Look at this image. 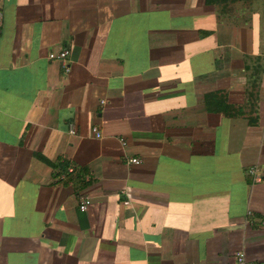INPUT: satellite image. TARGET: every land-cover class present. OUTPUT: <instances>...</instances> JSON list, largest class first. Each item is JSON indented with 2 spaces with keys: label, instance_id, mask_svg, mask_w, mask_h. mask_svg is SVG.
Instances as JSON below:
<instances>
[{
  "label": "crops",
  "instance_id": "1",
  "mask_svg": "<svg viewBox=\"0 0 264 264\" xmlns=\"http://www.w3.org/2000/svg\"><path fill=\"white\" fill-rule=\"evenodd\" d=\"M0 7V264H264V0Z\"/></svg>",
  "mask_w": 264,
  "mask_h": 264
},
{
  "label": "built area",
  "instance_id": "2",
  "mask_svg": "<svg viewBox=\"0 0 264 264\" xmlns=\"http://www.w3.org/2000/svg\"><path fill=\"white\" fill-rule=\"evenodd\" d=\"M2 19H3V13H2V9L0 7V32H1V26H2ZM69 54H70V51L68 48H62L56 52L55 51L49 52L48 58L49 59H55V60H61L64 63L65 71L69 72L70 71ZM69 132L71 134H75V129L73 126H70ZM92 132H93V136L95 138L101 137V132L98 130L97 127H95V126L92 127ZM121 144L123 146L126 145V141L121 140ZM140 162H141V159L138 157H131L128 159V164H139ZM74 172H75V168L73 165L67 167V173L68 174H72ZM248 172L252 175L254 182H261L263 180L262 174L256 166L248 168ZM60 177H61V179H65L66 174H61ZM67 183L71 186V185H73V180L67 179ZM78 199H79L78 208L81 211H85L92 202L91 198L89 196L83 195V194H79ZM247 216H249V217L252 216L251 210L247 211ZM261 224L264 226L263 220L261 221ZM235 261H236V264H250L243 251L236 252Z\"/></svg>",
  "mask_w": 264,
  "mask_h": 264
},
{
  "label": "trees",
  "instance_id": "3",
  "mask_svg": "<svg viewBox=\"0 0 264 264\" xmlns=\"http://www.w3.org/2000/svg\"><path fill=\"white\" fill-rule=\"evenodd\" d=\"M232 108H233V106L228 105L229 110H232ZM228 113H233V112H228Z\"/></svg>",
  "mask_w": 264,
  "mask_h": 264
}]
</instances>
